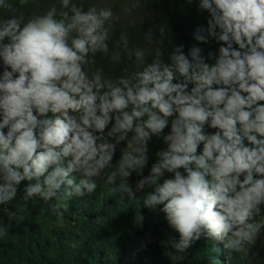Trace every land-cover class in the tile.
<instances>
[{
  "label": "clouds",
  "instance_id": "1",
  "mask_svg": "<svg viewBox=\"0 0 264 264\" xmlns=\"http://www.w3.org/2000/svg\"><path fill=\"white\" fill-rule=\"evenodd\" d=\"M198 10L208 15L197 43L168 59L158 50L146 62L122 35L116 48L138 70L115 79L88 68L110 54L111 7L60 0L42 15L0 20V205L22 184L21 202L91 195L124 145L108 182L164 213L176 234L169 257L184 260L202 238L229 252L254 245L264 233V0H199ZM211 42L217 50L199 46ZM154 137L163 147L149 166ZM143 221L137 211L135 224Z\"/></svg>",
  "mask_w": 264,
  "mask_h": 264
},
{
  "label": "trees",
  "instance_id": "2",
  "mask_svg": "<svg viewBox=\"0 0 264 264\" xmlns=\"http://www.w3.org/2000/svg\"><path fill=\"white\" fill-rule=\"evenodd\" d=\"M161 142L155 137L150 142L149 166ZM124 148L117 145L116 158L96 178L97 189L91 195L68 199L61 191L54 199L21 202L22 184L16 201L0 205V227L8 231V238L0 239V264H209L211 257L215 264H264V233L256 241L253 258L246 250L229 252L221 242L204 238L183 254L184 260L169 257L167 242L176 234L164 213L159 207H144L143 193L137 192L136 199L121 197L113 192L116 184L108 182ZM137 179L134 173L129 181L133 187ZM137 211L144 216L142 227L134 222ZM262 217L264 212L257 219Z\"/></svg>",
  "mask_w": 264,
  "mask_h": 264
},
{
  "label": "crops",
  "instance_id": "3",
  "mask_svg": "<svg viewBox=\"0 0 264 264\" xmlns=\"http://www.w3.org/2000/svg\"><path fill=\"white\" fill-rule=\"evenodd\" d=\"M13 8L9 11L0 10V20L10 15L25 18L44 14L51 6L59 7L60 0H9ZM86 10L90 6L111 7L114 15L118 17L113 23L109 38V56L97 54L95 62L88 66L91 71L103 69L105 77L113 78L138 70L134 58L129 59L123 49H117L116 44L120 37L126 36L129 48H140L145 51V61L151 62L157 51L163 53L162 58L168 55L175 46L184 45L185 52L197 42L193 38L194 30L199 25L206 24V12L198 10L199 0H73ZM161 30L165 35L161 36ZM151 33L153 38L148 39ZM162 41V43H161ZM204 49L217 50L215 42L199 45ZM120 51L121 60L113 63L111 52Z\"/></svg>",
  "mask_w": 264,
  "mask_h": 264
},
{
  "label": "rangeland",
  "instance_id": "4",
  "mask_svg": "<svg viewBox=\"0 0 264 264\" xmlns=\"http://www.w3.org/2000/svg\"><path fill=\"white\" fill-rule=\"evenodd\" d=\"M245 250L247 253L251 254L252 258L255 257L256 256V243L254 245H246Z\"/></svg>",
  "mask_w": 264,
  "mask_h": 264
}]
</instances>
